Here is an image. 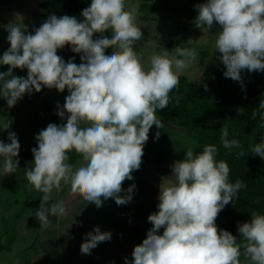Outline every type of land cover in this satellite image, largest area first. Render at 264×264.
<instances>
[{
	"label": "clouds",
	"instance_id": "obj_1",
	"mask_svg": "<svg viewBox=\"0 0 264 264\" xmlns=\"http://www.w3.org/2000/svg\"><path fill=\"white\" fill-rule=\"evenodd\" d=\"M195 9V27L214 36V54H220L225 78L243 87L242 72H264V0H204ZM137 15L138 4L129 0H91L81 11L82 20L52 14L32 32L15 22L3 25L10 47L0 56V65L8 66L0 72V98L7 107L44 88L68 92L63 106L57 104L62 122L39 131L37 146L31 149L33 160L24 169L27 182L43 194L34 213L41 229L51 226L50 217L68 214V204L53 202L52 195L65 186L97 209L109 199L117 206L132 201L136 185L125 190L123 183L140 169L154 125L159 139L164 123L158 111L168 108L170 94L179 87L178 73L197 59L195 48H165L153 53L146 66L135 50L144 38ZM108 31L111 38L104 35ZM65 46L80 54L81 63L74 57L65 62L57 54ZM109 48L112 52L106 54ZM15 69H26V78L14 75ZM180 99L176 97L177 104ZM258 114L264 122V99L252 118ZM12 124L6 117L0 125L9 141L0 140L4 176L20 168L21 145L10 131ZM220 131L225 149L240 148L239 140L229 139L227 127ZM73 150L81 157L79 166L68 163ZM250 151L264 159V136ZM217 154L212 144L200 153L188 147L184 158L171 165L173 179L162 178L157 211L147 217L152 227L134 246L132 260L123 258L124 264H264V214L252 211L249 221L238 223L239 236L216 224L219 213L246 188L242 180L230 182L229 165L217 160ZM111 239L110 231L94 226L84 234L80 252L90 255Z\"/></svg>",
	"mask_w": 264,
	"mask_h": 264
},
{
	"label": "crops",
	"instance_id": "obj_2",
	"mask_svg": "<svg viewBox=\"0 0 264 264\" xmlns=\"http://www.w3.org/2000/svg\"><path fill=\"white\" fill-rule=\"evenodd\" d=\"M0 5V56H2L3 52L10 47L7 42L8 33L3 25L15 22L22 26L25 25L27 31L32 32L45 21L46 14L39 6L38 0H0ZM5 69L8 70V66L0 65V72H5ZM18 70L21 71L20 75L17 74ZM18 70H14V75L23 76V71L27 73V70ZM67 95V90L63 93L59 92L58 96H54L56 97L54 101L60 102L62 107ZM42 96L46 97L45 94ZM16 114L15 107L9 109L6 101L0 98V125L6 117L13 119L10 131L15 132L18 137L19 122ZM61 122L59 119L58 124ZM164 128L181 133V137H188L189 141L193 142L189 147L195 150V141L190 133L178 130L166 123H164ZM4 135H8V132H0V140L7 143V138ZM154 148L152 143L147 141L140 169L133 172V180H126L123 183L125 190L132 184L136 185L130 203L117 206L113 199H109L97 209L94 204L87 205L86 201L70 192L69 186H65L63 191L59 193L54 191L52 195L53 202L64 200L68 204V214L60 218L50 217L52 224L46 230L40 228V224L34 216L36 209L39 208L41 197L32 196L31 192H35V190L27 180L23 189H10V192H13V198L10 197L11 201L8 203L10 208L11 206L12 208L21 206L25 208L26 212H20L22 216L8 212V217H6H10L9 219L15 223L14 232L10 231L11 228L4 227L5 224L3 226L0 223V264H124V257H128L131 261L134 246L142 243L146 238L147 231L152 227L147 217L157 211L159 185L162 178L173 179L170 177L172 175L171 165L176 160H182L186 151L178 150L176 153L172 152L171 155ZM26 156V152L19 154L20 168L14 174L15 178L10 179L9 175H2L4 182L7 181L6 186H12V184L17 186V182L25 180L24 169L30 166V162L33 160H26ZM68 163L79 166L82 160L73 150L69 153ZM2 165L3 158L0 157V168ZM20 170L21 173L19 172L20 176H18ZM6 186H0V195L7 194L3 191ZM17 191L21 193L19 194ZM31 198L33 201L29 200ZM13 214L16 215V218L12 216ZM74 219L76 223L72 224ZM94 226H99L102 232L110 231L112 239L100 243L90 255L81 254L80 245L83 242L84 234L92 231ZM162 231L163 229H161V234ZM10 234L11 237H9Z\"/></svg>",
	"mask_w": 264,
	"mask_h": 264
},
{
	"label": "trees",
	"instance_id": "obj_3",
	"mask_svg": "<svg viewBox=\"0 0 264 264\" xmlns=\"http://www.w3.org/2000/svg\"><path fill=\"white\" fill-rule=\"evenodd\" d=\"M89 3L90 0H38L45 11V20L62 7L63 15L82 18L81 11ZM224 71L221 64L214 77L202 83H193L179 75V87L170 94L168 108L158 111V116L162 121H174L190 131L195 141V153L202 152L205 145H216V159L229 165L230 182L239 179L246 184V188L239 191V198H234L218 216L221 219L219 229L239 236L238 223L249 221L252 211L264 214V166L260 157L250 151L251 146L264 136V122L259 114L252 118L253 110L258 109L264 99V72H242V87L239 82L225 78ZM177 96L181 98L179 104L176 103ZM223 127L228 128L229 139L240 141V148L230 150L222 146L220 129ZM241 151L245 156L238 155Z\"/></svg>",
	"mask_w": 264,
	"mask_h": 264
},
{
	"label": "rangeland",
	"instance_id": "obj_4",
	"mask_svg": "<svg viewBox=\"0 0 264 264\" xmlns=\"http://www.w3.org/2000/svg\"><path fill=\"white\" fill-rule=\"evenodd\" d=\"M129 2L138 4L136 23L139 27H141L144 38L138 42L135 50L139 55L144 57L146 66L147 59L153 53L160 54L166 49L173 50L176 47L195 48L198 53L196 61L192 62L188 69L178 73V75L185 76L193 83H202L214 77L217 69L222 64L217 59L220 54L218 52L214 54V36L210 33L202 32L197 29L194 24V20L197 16L195 5L203 3L204 0H129ZM57 11V14L54 15L63 16V7ZM79 19L82 20L83 18ZM216 30V28H213L212 31L215 32ZM104 35L111 38L110 31L104 33ZM98 37L99 34H94V38ZM111 52V48L106 49V54H111ZM57 54L63 57L65 62L74 57L75 63H81L80 54L73 53L69 46H65L62 50H58ZM6 71L7 70L5 69V72ZM20 72L21 71L18 70L17 74L19 73L20 75ZM26 76V71H23V77L26 78ZM58 93L59 92L55 89L49 90L44 88L39 93L33 92L31 95L26 94L24 98L18 101V103L14 106L19 122L17 129L19 132L18 140L21 145L19 154L26 152V160L29 159L30 161L33 159L31 149L37 146L35 136L39 133V131L44 129L49 123H59L60 118L56 114V111L57 104L60 102L58 103L54 101L56 98L54 96H58ZM42 94H45L46 97L44 98ZM54 114L56 116H53ZM163 122L171 127H176L178 130H185L191 134V132L185 127L177 125L174 121L167 120ZM159 131L160 137L158 140L155 138V134L157 132L155 125L149 132L148 141L152 143L155 147L154 149H160L163 152H167L172 155V152L176 153L178 150L185 151L191 144H193V142L189 141L188 137H181V133L179 132H172L165 128L160 129ZM7 136L8 135H4L6 138ZM8 142L9 141L7 139V143ZM260 160L264 166V159L260 158ZM19 172L21 173V170L18 171V176H20ZM2 175L3 174H0V186H6L7 181L4 182L5 180ZM9 177L10 179L15 178L14 174L9 175ZM25 184L26 178L21 182H17V186L12 184V186L3 187V191L7 192V194L0 195V223L3 226L5 224L4 227L11 228L12 230L6 229L11 232H14L15 230V223L9 219L10 217L7 218L8 212L11 214L15 213L20 216L22 213L26 212V210L21 206H18L17 208H12L11 206L10 208L8 203H10L11 200L9 198H13V192H10V189L17 188V190H20L24 188ZM17 192L19 194L21 193L20 191ZM33 192H31V194L35 198L39 196L41 197L42 195V193H38L36 190L34 193ZM33 198L29 200L31 201ZM15 214L12 215L13 217L15 216L14 218H16ZM220 220L221 219L217 218V226ZM9 237H11V234Z\"/></svg>",
	"mask_w": 264,
	"mask_h": 264
}]
</instances>
